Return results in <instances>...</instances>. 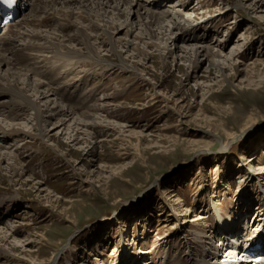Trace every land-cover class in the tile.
Returning <instances> with one entry per match:
<instances>
[{"label":"rangeland","instance_id":"rangeland-1","mask_svg":"<svg viewBox=\"0 0 264 264\" xmlns=\"http://www.w3.org/2000/svg\"><path fill=\"white\" fill-rule=\"evenodd\" d=\"M180 1L188 6L183 13L198 25L205 23L197 30L180 26L181 35L195 41L205 38L212 45L232 37L222 49L224 57L242 38L247 52L238 60L239 75L230 65L225 76L214 70L206 77L204 60L197 76L215 86L199 90L194 78L185 80L189 65L180 51L169 55L163 67L161 52L143 47L136 39L138 30L127 38H132L131 46L121 45L117 52L107 45L98 49V56L113 64L111 72L90 62L47 65L54 73L63 71L56 73L60 94L76 102L91 96L94 103L95 98L101 104L111 102L109 109L116 114L112 126L96 132L88 146L68 144L66 135L58 134L61 127L52 130L49 121L41 128L33 110L12 108V101L0 99L8 107L0 110L17 115L11 114L12 122L6 118L5 123L0 114V124L31 132L12 144L0 141L1 152L17 155L19 163L13 156L1 158L0 152V199H5L0 229L15 231L8 239L0 236V264H50L57 254L58 264H204L212 260L207 246L212 249L222 238L219 230L234 218L242 228L236 255L264 260V248L248 250L264 245V8L256 7V0H172L161 8L178 7ZM43 34L48 35L47 30ZM138 45L148 58H133L136 52L128 50ZM71 48L88 55L84 46ZM118 55L137 75L116 68L121 63ZM249 76L263 77L261 85L241 86V79ZM27 94L43 104L42 109L50 103L34 92ZM163 96H172L175 103ZM180 112L187 115V131L179 130ZM127 130H142L143 137L129 136ZM228 249L222 246L220 257Z\"/></svg>","mask_w":264,"mask_h":264},{"label":"bare ground","instance_id":"bare-ground-1","mask_svg":"<svg viewBox=\"0 0 264 264\" xmlns=\"http://www.w3.org/2000/svg\"><path fill=\"white\" fill-rule=\"evenodd\" d=\"M256 1V7L259 6L260 9L264 8V0ZM167 2L172 3V0H20V5L25 8L24 11L18 16L16 21L14 20L5 27L3 33L0 34V70L5 72V74L0 72V99H7L8 101L6 104L12 101L13 104L12 102L10 104L12 108L22 107L23 110H33L35 114L34 119L37 120L41 128L46 124L45 122L49 121L52 122V130L61 127L58 134L66 135L65 138L68 140V144L81 146L80 142H82L88 146L91 145L92 140L95 139L96 132L99 131L103 133L112 126L110 119L111 116H116V114L112 112L113 110L109 109L111 102L103 101L101 104V99L95 98L94 103L92 100L94 96L93 98L91 96L89 100H85L87 99L85 98L82 102H76V100H72L70 97L66 96L63 91V93L60 94V89H57V85L60 83L61 79H57L56 73L63 71L60 68V72H57V70L56 73H54L52 70L48 69L47 65H54L61 61L68 67H75V65L83 66L85 62H90L94 67H101L109 71L113 70L114 66L112 63L104 62L98 56V49L107 45L112 52H117L116 48L121 45L124 46L126 44L131 46L134 44L133 40L131 41L130 39L132 38H127L138 30L139 35L136 39H140V42H143V47L149 48L153 46L156 47V50L161 52L160 56L163 67H165L169 55H174L178 53L177 51H180L183 54L181 60L183 61L185 58L184 62L186 61L189 65V72L185 80L194 78V82L199 90L203 88H208V90H210L212 88L210 86H215L204 83L205 81H201L197 76L198 71L203 67L202 64L204 60H208V64L204 70L207 74L206 77H209L214 70L220 72V76H225L223 72L230 65H232L233 68L232 72L235 75H239L242 62L239 63L238 60L241 58V55L243 57L247 52L242 49L244 46L243 43H241L242 38L240 37L237 42L233 44L234 49L232 52L224 57V50L222 49L230 44L229 42L232 40V37H229L227 40L218 41L216 45H212L207 44L205 38L201 39V41H195V38L189 37L190 35H181L177 32L180 26L184 27L185 25L188 28L190 27L191 29L197 30L205 23L201 22L198 25L191 16L181 11V9L183 10V8L188 7L187 3L184 1L179 2V8L177 5L172 4L167 10H163L161 7ZM141 9H143L142 12L140 11ZM155 9H158V11ZM132 15H134V19H132L133 17L131 18ZM96 18L98 19L96 20ZM106 18L110 19V21H107ZM167 18L168 20H166ZM52 22L56 24V28L53 31H49L50 27L53 25ZM102 22L105 23L102 25ZM167 22L171 24V27L169 24L165 25ZM107 23H109V25H107ZM42 28H44L45 32L47 30L48 35L43 34L44 30H42ZM72 29H75L74 34H65L66 31ZM125 29V34H123L126 38L123 37L118 40L116 36L120 35L121 31ZM160 35L162 37H160ZM155 38L161 41L159 40L160 42H157L152 40ZM145 39H147V41H145ZM74 42L78 43L73 44ZM164 42L168 43L169 47H165L166 45L162 46ZM79 45L84 46L88 55H84L75 48H71ZM172 45H174V47ZM216 46L218 47L216 48ZM128 51L136 52V54H133L135 55L133 56L134 59L140 58L139 60H141L142 57L144 59L148 58L147 52H145L143 48H140L139 45L136 49ZM118 56L121 59V63L116 65V68L137 75L136 68L129 65L126 58L122 55ZM88 59H90V61H88ZM254 63L250 64L254 65ZM64 71H66V69ZM89 76L90 75H86L83 77V81H85L86 84L89 80ZM262 78L263 77L258 76L256 80L249 76L246 77V79H241L240 85L245 88L259 87L263 81ZM19 81H22V83H19ZM21 85L23 87H21ZM28 91L34 92L36 96H41V98L43 96V98L47 99L50 102L47 104V108L42 109L43 104H38V102L35 103L30 96H28ZM116 94L115 96H118L119 92ZM163 99L168 102L174 101V103L176 100L173 99L172 96L170 99L163 96ZM184 106H179L178 109L183 110ZM189 106L188 104V107ZM1 107L4 109L6 108V110L8 108L0 104V108ZM76 107H82V109L86 108V110L78 111ZM167 110H165V113ZM0 114L3 115L2 121L4 122L6 118L12 122L15 117H12V115H16L13 113H5L4 110H0ZM178 115L179 118L177 122L180 127L179 130L185 131L186 127H184L185 123L183 119L186 118L187 115L182 112H180V114L178 113ZM108 117L109 120H107ZM6 125L0 124V141L4 144H10L12 141L18 142L20 137L30 135L29 133H31L29 131V133H27L26 130L17 128L15 125L8 129L7 127H10V125ZM63 126L64 128H62ZM129 132L131 133L129 136L140 138V140L143 137L142 130H130ZM1 150H4L2 145H0V152ZM2 154L10 160L15 157L16 159H14L18 163L17 155H12V157L9 153L1 152V158ZM256 159L255 157L252 160L255 161ZM123 168L124 167H121L120 171ZM113 171L118 172L119 170L114 169ZM4 202L5 199H0V206ZM259 216L260 215L257 213L255 218L258 219ZM237 220L234 218L225 222L223 229L221 228V230H219L222 238L219 239V241L216 240V244L213 245L212 249L207 246V248H209L208 254L212 260H207L204 264H247L248 262H254L252 264H264V260L262 259L256 258L255 261H251V256L243 254V257H239L236 255L238 248L242 247L241 241L238 238L242 228L241 225H237ZM10 230V227H1L0 236L3 239L10 238L15 232ZM15 240L19 243L22 242L17 238H15ZM224 245L228 246L229 251L226 255H221L222 257H220V250ZM263 248L264 245H256L254 249L251 248L248 250L254 253L262 251ZM59 257L60 254L53 255L52 259L49 260L51 262L50 264H58Z\"/></svg>","mask_w":264,"mask_h":264}]
</instances>
